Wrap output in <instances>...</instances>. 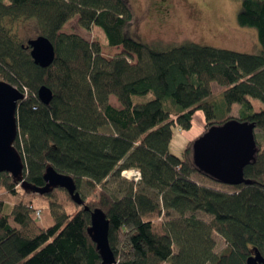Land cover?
Returning a JSON list of instances; mask_svg holds the SVG:
<instances>
[{"label":"trees","instance_id":"1","mask_svg":"<svg viewBox=\"0 0 264 264\" xmlns=\"http://www.w3.org/2000/svg\"><path fill=\"white\" fill-rule=\"evenodd\" d=\"M237 1L236 21L257 32L258 54L194 43L155 49L125 35L134 21L127 0H0V80L24 95L13 143L23 162L21 180L0 174V264H101L87 233L94 208L109 222L115 264H246L256 252L264 259V109L254 112L249 100L264 105V0ZM74 18L83 30L100 28L107 46L123 53L104 59L98 42L63 32ZM8 19L36 20L55 51L50 66L32 62L26 45L5 27ZM210 82L227 88L221 96L226 111L238 105L236 120L255 126L257 153L242 171L249 185H220L198 172L192 141L182 159L168 151L173 130H189L197 110L203 133L235 119L216 122L215 104L206 101ZM43 86L53 94L47 105L36 95ZM148 94V102L133 101ZM47 167L71 177L88 211L60 188L44 195L31 190L46 185ZM124 170H137L141 180L123 178V195L114 198L105 185ZM194 176L225 189L198 184ZM81 184L96 190V198L85 201ZM37 198L47 204V227L39 224ZM71 205L77 211L69 218ZM212 233L224 243L220 255Z\"/></svg>","mask_w":264,"mask_h":264},{"label":"rangeland","instance_id":"2","mask_svg":"<svg viewBox=\"0 0 264 264\" xmlns=\"http://www.w3.org/2000/svg\"><path fill=\"white\" fill-rule=\"evenodd\" d=\"M127 2L132 9L134 21L125 29V35L153 46L155 49L161 50V47L194 43L203 47L207 46L246 55L258 54L260 50L257 32L248 27L241 28L236 21V15L240 11V2L237 0H127ZM5 27L13 30L18 41L24 46L28 40L40 36V30H38L35 19L21 21L8 19ZM62 29L63 32L75 33L88 42H98L104 59H110L123 53V49L119 46L117 48L107 46L100 28L95 27L89 31L83 30L76 25V18L64 25ZM128 60L131 63L135 62L133 58ZM209 87L211 96L206 101L215 104L216 122L224 121L229 117L238 119L241 107L232 104L229 107L230 110L226 111L223 97H221L227 88L218 86L215 82H210ZM152 97V94L133 97V101L145 103L150 101ZM111 99V102L120 108L116 99L114 97ZM249 100L254 112L264 109V105L260 101L251 98ZM202 118V112L197 110L193 115V123L189 130L186 132L173 130L174 135L168 146L170 154L179 159L183 158V152L188 142L197 139L203 133L202 128L205 121ZM122 179H109L105 185L114 198L122 196L126 188L127 183ZM193 179L201 185L225 189L203 176H194ZM80 190L85 201L96 198V190H85L82 184ZM33 206L36 209H41L43 220H39V224L47 227L49 225L45 213L47 204L37 198L33 201ZM76 211L77 208L72 205L66 209L69 218ZM195 215L204 222L208 221V218L203 217L201 213ZM212 238L215 242V253L217 255L222 254L224 252L222 238L215 233L211 234ZM174 251L175 253L178 252L176 247H174Z\"/></svg>","mask_w":264,"mask_h":264},{"label":"water","instance_id":"3","mask_svg":"<svg viewBox=\"0 0 264 264\" xmlns=\"http://www.w3.org/2000/svg\"><path fill=\"white\" fill-rule=\"evenodd\" d=\"M26 47L30 59L39 68H47L53 63L55 51L45 37L37 36L28 40ZM36 95L42 105L49 104L53 97L46 86L40 87ZM23 98L24 95L16 88L0 80V174L8 173L18 180H21L23 162L18 152L13 149V143L17 133L16 105ZM254 134L253 123L239 122L236 119L210 126L206 132L192 141L190 150L192 164L198 172L220 185L228 187L249 185L251 183L244 179L242 171L253 162L257 153ZM43 181L46 183L44 187L31 190L44 195L52 189L60 188L67 192L76 206H82L88 211L70 176L56 173L51 167H47ZM108 224L103 211L98 208L90 210V227L87 233L100 255L101 264H115L108 243ZM246 264H264V259L256 252L247 258Z\"/></svg>","mask_w":264,"mask_h":264},{"label":"built area","instance_id":"4","mask_svg":"<svg viewBox=\"0 0 264 264\" xmlns=\"http://www.w3.org/2000/svg\"><path fill=\"white\" fill-rule=\"evenodd\" d=\"M121 178H124L128 182L137 183L141 180L140 173L137 170H124L120 174ZM37 219H39V210L35 211Z\"/></svg>","mask_w":264,"mask_h":264},{"label":"crops","instance_id":"5","mask_svg":"<svg viewBox=\"0 0 264 264\" xmlns=\"http://www.w3.org/2000/svg\"><path fill=\"white\" fill-rule=\"evenodd\" d=\"M112 97H113V96H110V97H109L108 102H110V104H111L114 108H116V109H120L117 105H114V104L111 102V100H112L111 98H112ZM202 119L204 120V118H202ZM204 121H205V120H204ZM192 123H193V122H192ZM204 125H205V122H204ZM204 125H203V127H204ZM202 129H203V128H202ZM175 130H178V129L175 128L174 131H175ZM178 131H179V130H178ZM180 132H182V131H180Z\"/></svg>","mask_w":264,"mask_h":264}]
</instances>
